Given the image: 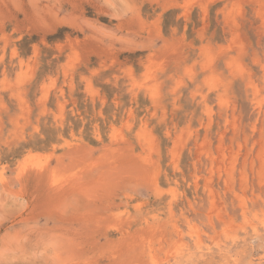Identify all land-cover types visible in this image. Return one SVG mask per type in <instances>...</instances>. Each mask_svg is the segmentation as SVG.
Segmentation results:
<instances>
[{"label":"rangeland","instance_id":"1","mask_svg":"<svg viewBox=\"0 0 264 264\" xmlns=\"http://www.w3.org/2000/svg\"><path fill=\"white\" fill-rule=\"evenodd\" d=\"M0 264H264V0H0Z\"/></svg>","mask_w":264,"mask_h":264}]
</instances>
